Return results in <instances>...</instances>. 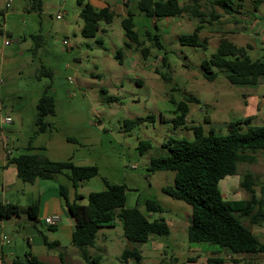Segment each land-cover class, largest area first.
Here are the masks:
<instances>
[{"label": "rangeland", "instance_id": "rangeland-1", "mask_svg": "<svg viewBox=\"0 0 264 264\" xmlns=\"http://www.w3.org/2000/svg\"><path fill=\"white\" fill-rule=\"evenodd\" d=\"M97 1L84 0L79 4L78 0H37L36 3L0 0V134L7 139L6 148L12 155L44 152L54 161L71 160L77 165H97L99 169L97 175L82 181L78 188L67 176L69 170L55 174L54 179L41 177L33 183L18 177L7 197L19 205V215L0 218L6 222L0 228L3 249L12 250L14 256L20 257L31 252L27 233L33 226L41 238L40 241L36 236L31 237L39 257L48 251L49 257L44 260L49 264H85V260L78 257L81 256L79 248L71 241L73 217L63 196L50 192L44 202L49 214L56 208L55 215L61 216L56 225H48L44 220L46 216L30 217L27 210L33 201L44 197L46 182L66 184L70 201L76 200L77 193H82L84 197L77 201L85 204L89 193L103 190L108 180L127 185V207L138 206L151 220L163 217L171 232L165 236L155 235L153 243L149 242L151 246L134 244L125 237L122 220L116 219L115 226L104 227L97 234V242L112 245L109 252L101 245L89 247L90 254L104 255L102 263L122 264L120 253L136 245L150 254V262H173L176 258L177 264H195L222 256L226 264H244L245 261L264 264L262 252L232 255L211 243L190 242L186 225L191 217V205L164 191L165 187L174 185L175 172L151 169V159L167 153L163 143L170 137L192 140L195 125H202L206 131L213 127L218 133H226L232 119L251 116V123H264L261 110L264 77L255 85L233 84L220 70L215 80H208L202 69V61L216 51L223 36L238 45H248V54L253 59H264V1L256 8L255 0H231L237 11L228 14L214 0H202L201 16L186 12L153 18L138 12L140 0H125L128 1L125 12H136L134 29L140 33L142 41V45L133 44L131 48L124 47L126 36L120 0H108L115 8L117 6L113 22L102 21L95 37L81 34L84 20L80 11L86 2L102 5ZM180 2L186 4L191 0ZM213 14L217 16L214 18ZM248 16L250 18H246ZM198 24L202 25L200 37L207 39V48L182 44L179 40L180 35L193 32ZM150 34L159 37L164 49L153 44L148 37ZM143 47L148 48L146 58L142 54ZM119 48L124 50L123 63L115 57ZM163 55L168 56V65ZM165 72L167 79L162 75ZM43 94L53 96L55 112L46 116L49 126L39 132L36 118ZM258 95L259 112H255L252 103ZM191 96L200 101H188ZM181 100L189 104L185 123L176 127L172 121H162L161 115L169 120L178 114L176 104ZM152 114L154 120L147 119L129 131L124 129L126 119ZM7 115L12 121H3ZM4 137L0 138L2 149ZM141 140L151 142L144 152ZM256 157L254 162L239 163V174L221 181L225 197H250L252 193L241 185L246 173L251 174L254 188L261 195L264 152ZM228 180L236 181L231 184ZM149 198L159 201L161 212L147 211ZM8 219L13 223L8 224L11 222ZM181 220L183 225H179ZM243 222L264 242V221L253 224L249 217H243ZM44 236L49 241L58 239L61 246L43 247ZM154 245H159L160 251L153 250Z\"/></svg>", "mask_w": 264, "mask_h": 264}, {"label": "trees", "instance_id": "trees-1", "mask_svg": "<svg viewBox=\"0 0 264 264\" xmlns=\"http://www.w3.org/2000/svg\"><path fill=\"white\" fill-rule=\"evenodd\" d=\"M36 3L37 0H32ZM264 0H255L256 8ZM40 2V1H39ZM79 4L84 0H78ZM228 14L237 9L231 0H214ZM202 0H191V3L181 4L179 0H140L138 12L162 18L176 16L186 12L194 16H201ZM41 6V4H40ZM35 7V6H32ZM135 11L128 10L127 16L122 18V26L126 40L124 47L131 48L133 44L142 45L140 33L134 29ZM115 11L110 6L96 7L86 2L80 11L84 23L81 34L85 37H95L101 29V22H113ZM213 14L212 17H216ZM156 25V23H155ZM201 24L196 25L193 32L180 35L182 44L207 48V39L200 37ZM1 30V29H0ZM40 38V35H34ZM149 39L154 45L164 49L157 35L150 34ZM249 46L238 45L228 37H221L216 51L202 61L204 76L208 80H215L218 72L226 74L233 84H257L264 76V60L253 59L248 54ZM146 47L142 48L143 57H147ZM124 50L119 48L115 57L123 63ZM163 61L168 65V56L163 55ZM50 72V70H49ZM168 78L167 73H162ZM103 92H106L102 88ZM188 101L199 102L196 96L189 97ZM188 101L177 102L178 114L167 120L163 115L162 121H172L177 127L184 124L189 113ZM55 112L53 96L43 94L38 104L36 123L37 131H44L49 126L46 116ZM155 119V115L126 119L124 129L131 130L136 125ZM250 116L232 119L226 133H218L210 127L208 131L202 125L192 127L194 138L170 137L163 143L166 154H159L151 159V169L171 170L175 172L174 185L164 188V191L175 199H182L191 205V217L188 225V239L190 242H207L220 248H225L232 254L264 252V242L243 222V217H249L252 223L264 221V183L261 185V195H258L250 173H246L241 185L252 194L249 199L227 198L224 196L221 181L227 176L239 174L238 166L241 162H254L256 154L264 152V124L251 123ZM32 147V141L29 142ZM142 152L151 146L149 140H141ZM17 168L18 177L23 181L33 183L38 177L51 178L57 173H66L75 188L82 181L98 174L97 165H77L71 160L54 161L44 152L19 153L10 159ZM59 192L66 200L67 208L74 219V230L71 241L80 250L85 264H104L101 254L92 255L89 247L95 246L97 234L102 227H112L116 219L123 222L125 237L132 243H146L152 235H169L170 225L163 218L149 219L138 206L127 207V185L105 180V188L101 191L90 192L88 202L83 204L77 199L84 197L77 193L76 200L70 201L68 186L59 184ZM146 208L150 213L161 212L162 206L157 199L146 200ZM39 204L33 202L28 207V214L32 218L38 217ZM19 215V205L0 201V218H9ZM48 248L59 245V241H49L44 236ZM176 260V258H174ZM174 260V261H175ZM177 264L176 262H143L141 250L136 245L124 248L121 253V262L128 264ZM11 264H49L31 252L24 257L16 256ZM195 264H226L222 256L210 257L206 262ZM244 264H254L245 261Z\"/></svg>", "mask_w": 264, "mask_h": 264}, {"label": "crops", "instance_id": "crops-1", "mask_svg": "<svg viewBox=\"0 0 264 264\" xmlns=\"http://www.w3.org/2000/svg\"><path fill=\"white\" fill-rule=\"evenodd\" d=\"M180 1V0H179ZM120 2L122 3V9H123V13L122 14H124V17L125 16H127V12H125V8H127V4H128V1H125V0H123V1H121L120 0ZM96 3H100V4H102V5H100V6H97V5H95V4H93L94 6H96V7H99V8H102V7H105V6H110L111 7V9L112 10H114L115 11V9L117 8V6H116V8L113 6V3H110L108 0H98ZM181 3V2H180ZM182 4V3H181ZM185 4V3H184ZM187 4V3H186ZM183 5V4H182ZM127 11V10H126ZM257 11V10H256ZM246 18H250L249 16L248 17H246ZM263 18V17H262ZM257 19H258V17H256V21H257ZM83 26V25H82ZM81 29H82V27H81ZM234 41V40H233ZM246 44H248V43H246ZM254 47V46H253ZM251 48V47H250ZM264 60V59H263ZM262 77H264V76H262ZM260 79H261V77H260ZM260 79H259V81H260ZM259 81H258V83L257 84H259ZM255 85V84H254ZM257 97V100H256V102H254V103H252V105L255 107V112H259V110H258V108H257V104L258 103H260V96L258 95V96H256ZM262 100H263V102H264V95H263V97H262ZM256 105V106H255ZM262 117H264V105H262ZM254 112V113H255ZM251 117V116H250ZM264 124V123H263ZM1 137H4V136H2V134H0V138ZM6 138L4 137V143H3V149L2 148H0V166H1V168L2 169H0V172H1V177H2V185L0 186V201L1 202H4V203H8V202H12L10 199H8V197H7V192L9 191V189H10V187H11V185H13L15 182H16V179L18 178V174H17V168H16V165L14 164V163H12V162H10V159L13 157V156H15V155H12V152H11V150H9V149H7L6 148ZM258 154V153H257ZM256 154V155H257ZM41 179V177H38L35 181H37L38 179ZM52 179H54L53 177H51ZM51 178H44V179H47V180H49V179H51ZM34 181V182H35ZM40 181V180H39ZM55 181V180H54ZM235 181L236 180H234V181H229L228 180V182H230L231 184H233L232 182H234L235 183ZM48 183V185L46 186V188H45V193H44V197L41 199V200H39L38 201V204H39V210H38V218L40 217V218H43L44 216H49V215H55V214H57L56 213V208H52L51 209V214H49V210L47 209V207H46V203L44 204V202H45V198H46V200H47V198L49 197V193L50 192H57V193H59L60 194V192H59V185H58V183L56 182V183H54V184H49L50 182H46L45 184H47ZM61 195V194H60ZM52 196L53 197H55V198H59L58 196H57V194H56V196H55V194H52ZM250 197H251V195H250ZM250 197H248V198H243V199H249ZM33 202H37V201H33ZM32 202V203H33ZM40 202H42L43 203V205H40ZM12 203H15V202H12ZM127 203V202H126ZM28 211V210H27ZM37 218V219H38ZM9 220V219H8ZM9 221H11V220H9ZM189 222H190V220H189ZM189 222L187 223V227H188V225H189ZM13 223V221H11V222H9L8 224H12ZM73 223H74V219H73ZM253 224H258V223H253ZM3 225H6V222H5V220H3V219H0V228L3 226ZM179 225H183V222H182V220L180 221V224ZM185 226V227H186ZM248 226V225H247ZM31 228L29 229V233H27V238L29 239V243H30V245H31V253L32 254H34V255H37L36 254V251H35V244L31 241V237L32 236H36L37 238H38V240H40L41 241V238H39V236H40V234L38 233L39 231H38V229H36V227H33V226H30ZM57 227V226H56ZM253 232H254V229L251 227V226H248ZM103 228L104 227H102V228H100L99 229V231L98 232H100V231H103ZM73 230H74V228H73ZM73 230H72V232H73ZM255 233V232H254ZM256 234V233H255ZM257 235V234H256ZM258 236V235H257ZM47 239H48V237H47ZM155 239V235H152L151 237H150V239H149V241L148 242H146V243H151L152 242V240H154ZM157 239V238H156ZM0 240H1V243H0V264H11L12 263V261H13V259L15 258V256H14V253H13V251L12 250H10V251H5L4 249H3V243H2V238H0ZM52 241H59L58 239H55V240H52ZM42 242H43V247L44 246H47L46 244H45V241H44V237L42 238ZM51 242V241H50ZM60 242V241H59ZM263 242V241H262ZM150 243L148 244V245H150ZM153 243V242H152ZM96 245H101V246H104V247H106L107 248V250H108V252H109V248L112 246L110 243H108V242H106V241H102V242H96ZM59 246H61V244L59 243ZM131 246H132V244H131ZM151 246V245H150ZM150 246H148V248H150ZM75 247H77V246H75ZM159 245H154L153 246V250H157V251H160L159 250ZM162 247V246H161ZM45 250H46V248H45ZM48 252V251H47ZM47 252H44V253H41V257H39L38 255V257L40 258V259H42V260H44V258H46V257H49V255H47ZM122 253V252H121ZM121 253H120V255H121ZM261 253V252H260ZM262 253H264V252H262ZM141 254H142V256H143V262H146V263H148V262H150L148 259H149V256H150V254L147 252L146 253V250H145V253L141 250ZM81 255V254H80ZM55 257V256H54ZM78 257L80 258V257H82V256H79L78 255ZM102 258H104V255L102 256ZM45 261V260H44ZM123 264V263H122ZM128 264H134V262L133 261H130Z\"/></svg>", "mask_w": 264, "mask_h": 264}, {"label": "built area", "instance_id": "built-area-1", "mask_svg": "<svg viewBox=\"0 0 264 264\" xmlns=\"http://www.w3.org/2000/svg\"><path fill=\"white\" fill-rule=\"evenodd\" d=\"M10 6V3L7 2V7ZM6 43H8V41H6ZM64 43L65 44H69L67 40H64ZM3 80L1 79V82ZM3 121H6V122H9V121H12L11 117L9 115L5 116L3 118ZM45 222L48 224V225H56L59 223V221L61 220V216L60 215H52V216H46L45 217ZM5 238V235L3 236Z\"/></svg>", "mask_w": 264, "mask_h": 264}]
</instances>
